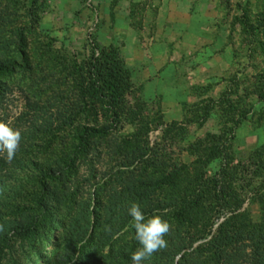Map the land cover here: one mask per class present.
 I'll return each instance as SVG.
<instances>
[{
	"label": "trees",
	"instance_id": "1",
	"mask_svg": "<svg viewBox=\"0 0 264 264\" xmlns=\"http://www.w3.org/2000/svg\"><path fill=\"white\" fill-rule=\"evenodd\" d=\"M237 21L248 27V14L243 13ZM123 45L106 46L93 38L87 40L81 54L59 59L65 62L76 106L58 124L51 125L45 119L38 124L33 116L29 130L32 136L48 135L46 144L39 145L41 151H37L49 161L30 158L29 149L23 145L10 162L6 153L0 154V223L4 224L0 264L24 244L41 237L49 239L52 231H59L55 236L57 264H132L131 254L139 247L136 230L128 240L122 236L128 228H134L128 208L132 202H139L137 188L144 183L139 182L137 187L132 182L111 192L103 204L94 193L95 207L91 210V204L79 196V181L73 178L79 172V161L88 156L95 141L126 126L132 131L123 144L137 146L138 161L143 164L140 176L149 170L158 174L154 185L169 195L164 218L171 225L165 237L167 247L144 264H237L235 246L243 242L252 246V264H264V151L248 158L252 178L246 186L238 188L231 173L238 169L233 164L232 142L248 112L237 114L230 119L231 125L227 122L218 133H207L183 144L188 126H203L216 102L195 104L198 113L187 122L165 123L161 115L147 111L140 96L134 107L126 108L123 99L134 92V83ZM18 67L16 61L0 59V92L2 79ZM259 98L264 103V94ZM28 108L37 112L40 106L31 103ZM160 127L164 138L179 141L178 157L170 156L166 148H150V133ZM56 143L58 148L54 150ZM182 155L191 160L184 161ZM217 159L222 164L211 175L209 167ZM253 203L260 207L258 220L253 219L249 208ZM97 206H101L100 212ZM142 211L146 219L152 216V211ZM220 218L223 220L217 221ZM12 259L17 260L16 255Z\"/></svg>",
	"mask_w": 264,
	"mask_h": 264
},
{
	"label": "rangeland",
	"instance_id": "2",
	"mask_svg": "<svg viewBox=\"0 0 264 264\" xmlns=\"http://www.w3.org/2000/svg\"><path fill=\"white\" fill-rule=\"evenodd\" d=\"M204 6L209 18L204 29L206 34L187 40L184 51L177 46H183L182 38L167 42V65H171L158 69L157 77L153 78L159 85L157 94L149 97L150 92L144 93L141 72L147 63L139 64L134 70L129 68L134 92L123 99V104L132 108L140 96L151 115L159 114L165 123H171L191 120L198 113V109L193 108L195 104L212 105L210 101L214 100L211 117L201 127L190 124L183 144L207 133H218L227 122L230 126V119L237 114L248 112L247 120L235 132L231 147L235 157L233 164L238 166L235 174L231 173L239 188L252 178L248 158L264 151V103L259 98L264 94V0H206ZM133 9L135 25L143 26L145 7L137 4ZM243 13L248 14V27L237 21ZM107 18L100 4L93 0H0V59L19 64L14 74L2 79L0 121H10L13 128L21 130L20 147L29 149L30 158L49 161L38 148L46 144L48 135H30L31 118L36 116L38 124L43 119L51 125L58 124L62 117L68 118L76 106V94L66 75L65 62L59 59L81 54L87 40L93 38L106 46L121 43L118 35H111L114 24ZM155 33L153 24H149L141 40L150 45L156 41ZM150 74L153 77L154 72ZM31 103H38L39 111L29 109ZM162 129L150 133V148H166L170 156L178 157L179 141L164 138ZM130 131L131 126H126L93 143L88 156L79 161V172L73 177L80 183L79 196L91 204L92 210L95 195L103 204L111 192L132 182L137 187L143 182L145 186L137 188L141 207L152 211L151 215L165 218L169 195L165 189L154 185L158 174L149 170L150 173L140 176L143 164L138 161L137 146L130 148L123 144ZM53 146L54 150L58 148L57 143ZM182 159L191 160L187 155H182ZM221 164V159L214 161L209 173L217 172ZM249 208L253 219L258 220L259 205L253 203ZM98 209L100 212L101 206ZM221 220L223 218L217 221ZM133 232L135 228H128L122 239H130ZM50 234L49 239L41 237L8 254L3 264H57L55 236L59 231ZM235 248L237 264H252L249 242ZM13 255L17 260L12 259Z\"/></svg>",
	"mask_w": 264,
	"mask_h": 264
},
{
	"label": "crops",
	"instance_id": "3",
	"mask_svg": "<svg viewBox=\"0 0 264 264\" xmlns=\"http://www.w3.org/2000/svg\"><path fill=\"white\" fill-rule=\"evenodd\" d=\"M93 1H96L98 5L100 4L103 16L108 17L107 19L114 24V27H110L111 35L113 37L118 35L122 39L121 42L124 44L123 54L128 67L134 70L133 68L136 65L148 64L144 65L141 74L143 82H145L144 93L150 92L149 97L158 92L157 86L159 85L155 84V80H153L157 77V70L171 65H167V42L182 38L183 46H177L184 51L187 49L185 43L187 40L206 34L204 29H206L205 24L209 19L205 14L206 8H203L206 0ZM137 4L145 7L142 11L144 14L143 26L135 25L133 18V7L135 8ZM113 15L115 16L114 19ZM149 24H153L156 32V41L150 45L141 40L142 36H146V29ZM199 31H202V33H199ZM151 71L154 72L153 77H151Z\"/></svg>",
	"mask_w": 264,
	"mask_h": 264
},
{
	"label": "clouds",
	"instance_id": "4",
	"mask_svg": "<svg viewBox=\"0 0 264 264\" xmlns=\"http://www.w3.org/2000/svg\"><path fill=\"white\" fill-rule=\"evenodd\" d=\"M21 140L20 129L13 128L10 121H0V154L6 153V159L9 162L19 150ZM128 214L132 217L136 230L135 239L139 244V247L131 254V261L132 264H144L154 253L167 247L168 241L165 237L170 234L171 225L157 214L146 219L139 202L131 203ZM3 231L4 224L0 223V232Z\"/></svg>",
	"mask_w": 264,
	"mask_h": 264
}]
</instances>
